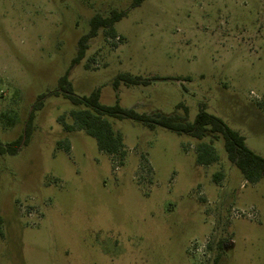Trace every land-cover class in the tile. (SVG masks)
Segmentation results:
<instances>
[{
	"label": "rangeland",
	"instance_id": "obj_1",
	"mask_svg": "<svg viewBox=\"0 0 264 264\" xmlns=\"http://www.w3.org/2000/svg\"><path fill=\"white\" fill-rule=\"evenodd\" d=\"M131 2L0 0V144L44 95L24 144L0 154V264H264V178L246 180L222 136L201 165L193 137L106 117L124 146L110 155L71 117L84 106L49 94L67 73L75 94L138 113L181 104L192 122L204 103L264 156V0ZM112 9L127 10L119 39L99 29L71 66ZM120 73L148 83L114 89Z\"/></svg>",
	"mask_w": 264,
	"mask_h": 264
},
{
	"label": "trees",
	"instance_id": "obj_2",
	"mask_svg": "<svg viewBox=\"0 0 264 264\" xmlns=\"http://www.w3.org/2000/svg\"><path fill=\"white\" fill-rule=\"evenodd\" d=\"M143 1L132 0L131 7L139 6ZM126 14V9H112L105 16L98 13L93 15L89 20L88 32L80 36L77 41L76 55L71 60V66L84 57L89 41L96 36L99 29H104L106 35L115 37L113 25ZM119 83L124 85H146L148 80L129 73H120L112 81L113 88L116 89ZM49 94H63L74 105L84 106L83 109L72 110L70 115L76 122V126L92 136L96 141L97 148L107 154L122 155L124 146L121 134L113 131L106 117L126 118L140 122L149 128L160 126L193 137L197 140L194 150L196 161L201 165H209L217 161V155L212 144L215 139L222 136L228 159L239 169L243 177L252 183L264 178V156L251 150L246 145L244 136L230 128L220 117L206 112L204 103L199 105V111L192 122L187 120L185 108L182 113L177 111L182 107L181 104H178L176 110L170 113H163L160 110L138 113L135 111V107L123 108L117 103L112 106L101 104L99 102V89L93 90L88 95L75 94L67 79V73L59 77L57 89L49 92ZM43 98L44 95L38 96L32 105L24 124L23 134L9 143L0 144V154H15L20 146L24 144L31 128L33 111L41 108ZM59 120L63 123L65 129H72L71 126L63 122L62 116L59 117ZM204 138H208V141H204ZM66 148H68V144H66ZM216 177L218 179V176Z\"/></svg>",
	"mask_w": 264,
	"mask_h": 264
},
{
	"label": "built area",
	"instance_id": "obj_3",
	"mask_svg": "<svg viewBox=\"0 0 264 264\" xmlns=\"http://www.w3.org/2000/svg\"><path fill=\"white\" fill-rule=\"evenodd\" d=\"M113 38H115L116 40L119 39V37H117V36H115V37H113ZM233 215L236 216V215H238V214H237V213H233ZM205 243H206V242H203V243H202V245H201V248H202V249L205 247V245H206Z\"/></svg>",
	"mask_w": 264,
	"mask_h": 264
}]
</instances>
